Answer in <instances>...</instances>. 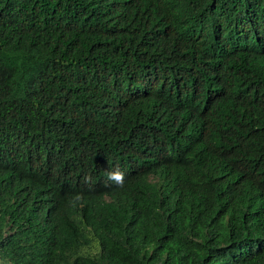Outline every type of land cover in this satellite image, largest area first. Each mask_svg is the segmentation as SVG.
<instances>
[{"label": "trees", "instance_id": "obj_1", "mask_svg": "<svg viewBox=\"0 0 264 264\" xmlns=\"http://www.w3.org/2000/svg\"><path fill=\"white\" fill-rule=\"evenodd\" d=\"M0 264H264V0H0Z\"/></svg>", "mask_w": 264, "mask_h": 264}, {"label": "clouds", "instance_id": "obj_2", "mask_svg": "<svg viewBox=\"0 0 264 264\" xmlns=\"http://www.w3.org/2000/svg\"><path fill=\"white\" fill-rule=\"evenodd\" d=\"M106 175L108 180L113 182L117 187H123L125 182V174L119 168L108 170ZM79 198V196L76 197V199Z\"/></svg>", "mask_w": 264, "mask_h": 264}]
</instances>
